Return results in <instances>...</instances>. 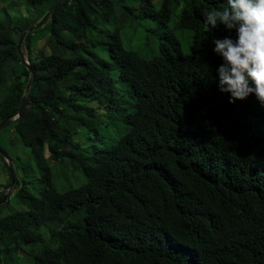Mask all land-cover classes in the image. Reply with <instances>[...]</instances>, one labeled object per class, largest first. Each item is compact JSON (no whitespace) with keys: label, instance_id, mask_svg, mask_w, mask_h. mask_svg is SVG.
<instances>
[{"label":"trees","instance_id":"16d2710c","mask_svg":"<svg viewBox=\"0 0 264 264\" xmlns=\"http://www.w3.org/2000/svg\"><path fill=\"white\" fill-rule=\"evenodd\" d=\"M59 1L25 0L26 14L0 16V124L16 118L31 76L20 36ZM142 1L141 15L160 26L181 5ZM182 1L174 23L193 31L189 54L172 30L152 59L126 49L120 27L97 42L119 64L133 110L118 107L111 65L92 51L89 36L103 32L99 25L117 10L133 13L127 0H66L26 36L34 79L21 116L0 130L17 189L0 195V264H264V107L254 94L229 103L219 90L223 59L212 39L235 38V31L208 27L201 13L224 0ZM87 100L124 112L126 133L112 148L72 142V127L86 124L72 113ZM7 129L30 149L41 175L36 194L27 181L30 160L11 158L3 145ZM63 161L86 182L60 192L50 163ZM26 246L29 259L18 255Z\"/></svg>","mask_w":264,"mask_h":264},{"label":"rangeland","instance_id":"374dc122","mask_svg":"<svg viewBox=\"0 0 264 264\" xmlns=\"http://www.w3.org/2000/svg\"><path fill=\"white\" fill-rule=\"evenodd\" d=\"M160 1V0H159ZM158 0H154L156 5L159 4ZM180 9L183 8L184 3L180 0ZM127 6L131 7L133 13L130 10H117L112 22L107 25H99V29L103 32L93 29V32L89 34L90 39L96 43L92 46V51L96 52L111 65L112 76L117 80V87L119 88L120 94L118 96L119 105L118 107L133 110L134 99L131 96L130 88L127 83L119 80V64L114 62L109 55L107 46H103L97 42H106L107 38L105 33L113 32L117 27L122 29L121 38L123 46L126 49L136 51L142 57L146 59H152L157 56L159 52V46L162 40V35L170 30L173 31L174 35L178 38L182 45V50L185 54L191 52V44L193 38V31L183 30L180 28L175 29V21L178 19V11L174 10L172 20L167 26H160L151 18H147L141 15V7L143 5L142 0H127ZM27 7L25 0H0V16L7 14L10 18L16 17L19 13L26 14ZM121 17V18H120ZM121 19V20H120ZM43 43H39L42 46ZM22 52L26 62H28V51L23 42ZM29 63V62H28ZM86 109L80 114H73L76 118L83 119L86 124L81 126H73L71 132V140L74 144L79 145L81 148H88L92 146L102 148H112L117 140L126 133V125L122 121L123 111L118 110L110 112L104 105L97 101H86L82 103ZM111 114V115H110ZM71 123L74 120L71 119ZM65 126L70 128L71 126L66 122ZM3 138V145L7 148L11 158L16 159L19 157L21 163L27 164L28 160L32 165L27 170V181H29V187L32 188V192L36 194L35 189L41 187L39 179L41 178L40 172L36 163L30 156V149L24 147L20 140L17 139L8 129L1 134ZM50 166L55 174L54 184L60 192L67 191L71 188L81 186L86 182V177L82 170L75 169L68 161L63 162H51ZM15 169V168H14ZM17 178L23 176L20 170H17ZM10 179L8 170V160L0 158V194L10 195L13 197L17 189L14 185L11 189L3 188L7 186L8 180ZM10 199V198H9ZM15 208L16 203L12 202ZM12 210H7V213H11ZM1 216V214H0ZM80 215L76 218H72L74 222H80ZM30 246L24 247L23 252L19 251L20 257L28 258L26 252H29Z\"/></svg>","mask_w":264,"mask_h":264},{"label":"clouds","instance_id":"9594fccd","mask_svg":"<svg viewBox=\"0 0 264 264\" xmlns=\"http://www.w3.org/2000/svg\"><path fill=\"white\" fill-rule=\"evenodd\" d=\"M201 14L208 27L235 31V38L212 39L213 52L223 59L216 70L219 90L229 94V103L254 94L264 107V0H224L222 8Z\"/></svg>","mask_w":264,"mask_h":264},{"label":"water","instance_id":"95a60500","mask_svg":"<svg viewBox=\"0 0 264 264\" xmlns=\"http://www.w3.org/2000/svg\"><path fill=\"white\" fill-rule=\"evenodd\" d=\"M66 2V0H60L56 6L53 8V10L51 12H49L48 14H46V16L36 25L32 26V27H29V28H26L23 33L21 34L20 36V39H19V43H18V51L20 53V55L22 56L23 58V61L25 62V64L28 65V69L31 73V76H30V80L28 82V85H27V88H26V91H25V94H24V97L22 99V102L20 104V107H19V110H18V113H17V116L16 118H19L21 116V113H22V110L25 106V103L27 101V97H28V94L30 92V89H31V86H32V82H33V79H34V74L32 72V69L29 65L28 62H26L25 60V57H24V53L22 52V45H23V42L26 38V36L31 33V32H34L38 29H40L41 27H43L47 22L51 21L54 16L56 15V13L62 8V6L64 5V3ZM16 118L14 119H10L8 118L7 120H5L4 122H2L0 124V130L8 125L9 123L13 122ZM0 156L5 159V160H8V170H9V175H10V179H11V184L9 186L8 189H11L14 185V182H15V169H14V166H13V162L12 160L8 157V155L0 148ZM0 195H4L3 194H0Z\"/></svg>","mask_w":264,"mask_h":264}]
</instances>
